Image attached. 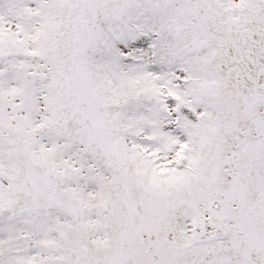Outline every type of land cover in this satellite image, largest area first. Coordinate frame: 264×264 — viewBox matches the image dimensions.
Wrapping results in <instances>:
<instances>
[{
    "label": "snow or ice",
    "instance_id": "6c2138e0",
    "mask_svg": "<svg viewBox=\"0 0 264 264\" xmlns=\"http://www.w3.org/2000/svg\"><path fill=\"white\" fill-rule=\"evenodd\" d=\"M0 264H264V0H0Z\"/></svg>",
    "mask_w": 264,
    "mask_h": 264
}]
</instances>
